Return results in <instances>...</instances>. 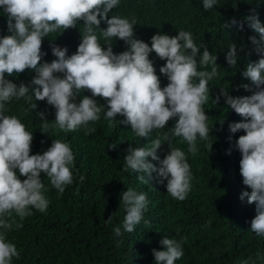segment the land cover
<instances>
[{
  "label": "clouds",
  "instance_id": "9594fccd",
  "mask_svg": "<svg viewBox=\"0 0 264 264\" xmlns=\"http://www.w3.org/2000/svg\"><path fill=\"white\" fill-rule=\"evenodd\" d=\"M119 4L120 0H0V8L7 14L8 30L12 33L0 38V264H13V258L20 257L16 245L7 238L13 226L23 227L13 218V213L23 221L33 214L32 209L47 212L49 200L45 193L48 189L41 174L61 195L74 182L75 155L70 144L55 139L43 154H31L33 134L17 116L5 114L6 104L13 98L24 99L32 109L37 107L32 103L33 96L36 101L46 100L55 108L51 128L64 132L81 128L86 135L95 132L96 129L88 125L98 122L103 112L109 127L118 115L125 117L119 123L130 125L140 138L149 137L153 130L165 129L170 120H175L162 138L165 141H170V136L182 138L189 145L188 152L192 156L198 154V138L210 139L213 128H209L204 105L211 93L209 81L219 74L217 55L206 45L197 46L193 34L184 30L176 36L155 34L149 46L134 38L135 17L113 15L109 18V13ZM216 4L217 0H203V9L208 11ZM245 19L248 27L259 34V39L252 36L250 40L261 58L248 63L242 73L251 85L239 87L255 90L250 96H232L222 89V95L230 109L243 117V122L229 125L232 133L241 130L246 133L239 136L236 148L242 155L243 184L251 191H244L240 199L247 198L248 204L255 203L257 215L251 221V231L264 237V24L257 14ZM102 21L107 24L106 28L100 27ZM80 22L84 27L76 53L69 56L66 47L53 46L52 54L57 59L41 64L47 55L42 51L44 39L52 33L74 29ZM236 23L233 18L231 23L225 21L223 27ZM239 26L242 30L243 22ZM97 30L106 41V50L99 42ZM114 38L124 41L128 50L114 53ZM201 48L204 50L199 55ZM153 52L166 60L159 69L169 81L165 87H161L160 77L149 58ZM238 59L237 44L230 43L226 54L228 65L235 67ZM209 66L210 71L207 70ZM27 69L36 73L28 85L17 86L5 78L6 74L11 76ZM85 91L92 95H83L77 102ZM95 97L105 100L106 105L99 104ZM219 99L217 96L215 103ZM37 115L42 121L43 133H48L50 125L45 113ZM169 145L171 147L170 142ZM161 146L160 138L153 140L150 147L130 146L123 171L131 169L140 173L137 179L143 184L150 183L155 172L162 178L161 183L167 181V193L173 199L184 201L192 190L191 165L185 152L173 147L160 160L157 150ZM208 147L212 149V144ZM149 157L159 160L160 167L157 168ZM21 176L26 179L22 180ZM84 179L79 176L81 182ZM121 200L126 210L122 227L132 233L143 219L149 200L146 194L132 189L123 192ZM106 222L111 223V217ZM113 233L121 236V226H116ZM182 243L168 237L162 239L160 244L166 250L153 249L155 264H175L184 255Z\"/></svg>",
  "mask_w": 264,
  "mask_h": 264
},
{
  "label": "trees",
  "instance_id": "16d2710c",
  "mask_svg": "<svg viewBox=\"0 0 264 264\" xmlns=\"http://www.w3.org/2000/svg\"><path fill=\"white\" fill-rule=\"evenodd\" d=\"M257 14L264 24V0H217L210 10L203 9V0H120V4L109 13L122 18L135 17L134 38L141 39L151 46L155 34L178 35L180 30L193 34L197 46L206 45L217 55L218 76L209 81L210 96L204 105L209 117V128H213L209 141L197 139L198 154L188 152L189 145L179 137L163 140V134L175 124L170 120L165 129L153 130L149 137L140 138L131 130L130 125L119 123L125 117L117 116L112 122L101 119L90 122L95 132L86 135L83 128L75 132L52 129L55 108L47 101H36L33 96L32 109L24 99H15L6 104V115L17 116L26 125V130L34 136L31 154H43L60 139L70 144L75 155L73 169L74 182L66 187L61 195L42 173V180L48 191L49 200L46 213L32 209L33 214L23 221L13 213V218L23 227L7 232V238L14 243L20 257L13 258V264H155L153 249L166 250L160 241L165 237L183 241L184 255L175 264H264V237L251 231V221L257 215L256 205L248 204L247 198L241 200L244 191L251 189L243 184L240 174L241 153L236 148L242 130L232 133L229 125L243 122V117L230 109L222 95V89L232 96H250L243 84L251 81L242 73L250 62L258 61L261 56L254 50L250 37L259 34L248 27L245 17ZM235 25L224 28L225 21ZM7 14L0 8V38L12 33L8 30ZM244 27L241 30L240 23ZM83 22L74 29L58 31L46 37L42 51L47 53L41 61L51 63L57 59L52 47L68 49V55L76 53L82 42ZM100 27L106 28L102 21ZM97 35L100 44L107 49L106 41ZM235 42L238 63L228 65L226 54L229 44ZM113 51L120 54L128 50V45L118 38L112 41ZM241 47L243 50L241 51ZM200 49V54L203 53ZM160 77L161 87L169 83L159 69L166 64L154 52L149 57ZM199 59V56H198ZM204 70V69H200ZM211 70L210 66L207 68ZM36 76L34 70L5 76L19 86L30 84ZM32 95L31 90L29 92ZM91 96V92L80 94ZM217 96L220 97L215 103ZM101 105L102 98L95 97ZM44 112L49 120V131L43 133L42 121L37 115ZM223 121V123H221ZM161 139L162 146L157 150L160 160L171 151V147L185 152L191 165L192 190L184 201L173 199L168 193L164 180L157 173L152 174L150 183L143 184L131 169L123 171L127 149L131 147H150L151 142ZM171 144V147L169 145ZM212 144V149L208 147ZM116 145L115 148L111 147ZM230 151V154H229ZM149 160L160 167L159 160ZM78 169V172L76 171ZM17 174L19 172L17 170ZM84 176L83 182L79 176ZM22 180L26 177L21 176ZM128 189L147 195L149 204L143 219L132 233L126 232L122 225L126 216L121 194ZM111 217V223L106 222ZM121 226L122 235L113 233ZM186 238V239H185ZM259 254V257L258 255Z\"/></svg>",
  "mask_w": 264,
  "mask_h": 264
}]
</instances>
